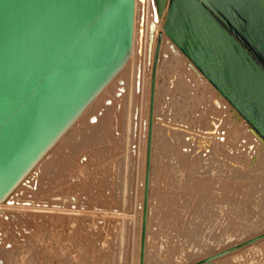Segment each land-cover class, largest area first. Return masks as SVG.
<instances>
[{
    "label": "rangeland",
    "instance_id": "374dc122",
    "mask_svg": "<svg viewBox=\"0 0 264 264\" xmlns=\"http://www.w3.org/2000/svg\"><path fill=\"white\" fill-rule=\"evenodd\" d=\"M160 27L157 24L156 39L152 44L145 47L143 54L137 53L127 67L124 92L113 104L111 112L106 116L107 119L101 121L102 127L107 128L105 133L110 138H104L107 141H102V139L99 140V137L93 136L96 137L93 139L97 141L91 142V145L93 144L91 146L90 141L93 139L89 140V137L87 138L88 131L83 129L82 135L79 133L81 137L76 138L77 141L73 140L81 146V152L76 158L71 157L72 161L69 158L65 168L62 169L64 172L70 170H68L69 174L62 173L63 176L67 174L70 178L65 175L68 180L63 179L65 176L61 178L60 174L54 172H51L50 175L46 173L43 178L39 177L37 185L35 184L29 190V192H33L24 195V198L27 197L25 199L28 200L22 201L24 203L21 204L19 210H10L11 214L7 211V215H5L7 219L2 221L0 227V235L3 240L5 237L8 238L9 249L15 251L16 260L23 257V260L21 259L24 261L23 264H140L148 156L146 145L151 114L149 105L152 88L151 72ZM165 65L166 62L163 61L162 68ZM165 82V77H163L161 79L162 86ZM183 86L185 89L187 85ZM193 86H196L197 98L200 97L199 93L202 91L203 95L208 93L211 97L208 100L205 98L206 101L202 100L195 106V99L189 100L185 96V91L183 95H180L176 90L173 95H176L175 97L178 99L175 105L171 103L173 111L168 114L170 116L168 123L172 126L175 124L183 127L186 131L202 138H208L206 135L210 133L215 137L222 135L225 139V146L229 150L228 152L225 149V154L222 156L226 157L224 158L226 163L223 162L225 166L232 169L238 167L237 169L246 168L245 170H249L255 159L254 151L239 148L240 139L246 127L237 119H234V124L230 122L231 124L226 126L224 122L231 117V113L229 106L224 104L214 109V115L221 117L223 122H218L214 132L207 130L211 127L213 117L211 111L208 110V113L202 111L206 105H212L214 92L207 83L197 77L194 78ZM161 94L159 92V96ZM172 97L170 96L171 100ZM163 110L162 106L161 111L164 117ZM97 111L96 108L95 112ZM99 115L101 116V113ZM197 118L205 121L206 130L200 129L193 123ZM84 133L88 135L85 137ZM82 136L87 139H82ZM200 140L201 138H199ZM85 142L87 144L89 142V147ZM104 142H107V147L109 145L108 151L104 149L106 148ZM83 144H86L84 149L82 148ZM207 145L209 144L207 143ZM185 150L187 151L186 148H184ZM65 151H67L65 152L67 155L71 152L70 148ZM245 151H247L246 155ZM242 152L243 157L241 156ZM204 153V150L197 153L191 158L192 162L187 163L184 167H178V169L176 167L170 170L166 168L152 169L156 176H154L151 192L153 200H151V213H154L151 215L148 231L146 229L148 243L147 249L145 248V262L148 264H193L201 259L211 257L233 242L264 231V223L258 224L255 228H248L247 231H238L226 215L227 205L231 201L252 203L255 198L252 194L256 190L255 186H259L260 182V186L263 185L264 175L257 176L258 173H255L251 178L246 179L225 177L223 172L216 168L218 163L214 161L213 156H205ZM78 161H81L82 165ZM74 164L77 166L75 167ZM68 165L71 167L69 168ZM165 170L171 171V177ZM56 174L60 178H57ZM178 178H190L191 180L180 182ZM48 181L51 184L47 183ZM183 182L188 184L181 188L180 185ZM59 184H62V188H59L61 187ZM47 185L49 192L46 190L44 195L42 191ZM64 187L68 190H65ZM35 199L38 202H36L37 200L32 201ZM213 204L214 212L212 210L209 212L210 206ZM199 207L203 208V217L200 216L197 222L193 210ZM261 210L259 207L255 208L251 214L249 213L252 222H256L258 217L264 214V211ZM62 217L65 219L62 220ZM69 217L70 219L77 218V220L72 219L73 223ZM68 223L70 225L66 226ZM77 223L79 225H76ZM72 225L73 227H71ZM64 227L66 229H63ZM188 235L196 237L194 239ZM229 237L232 238L229 239ZM261 244L262 242L257 244L259 248L256 246L257 250L254 252L251 250L253 248L247 250L244 248L240 252L216 260V264H264V243L262 246ZM199 249L200 251H197Z\"/></svg>",
    "mask_w": 264,
    "mask_h": 264
},
{
    "label": "water",
    "instance_id": "95a60500",
    "mask_svg": "<svg viewBox=\"0 0 264 264\" xmlns=\"http://www.w3.org/2000/svg\"><path fill=\"white\" fill-rule=\"evenodd\" d=\"M155 1L161 15L167 0ZM135 9L136 0H0V203L127 64ZM164 30L264 139V0H170ZM263 238L195 264H212Z\"/></svg>",
    "mask_w": 264,
    "mask_h": 264
},
{
    "label": "bare ground",
    "instance_id": "6f19581e",
    "mask_svg": "<svg viewBox=\"0 0 264 264\" xmlns=\"http://www.w3.org/2000/svg\"><path fill=\"white\" fill-rule=\"evenodd\" d=\"M169 4H170V0H167V4H166V7H165L163 13L161 15H159L158 9H157V4H156L155 0H136L133 50H132L131 57L129 58L127 64L119 72V74L112 80V82L103 90V92L96 98V100L84 111V113L72 125V127L65 133V135L57 142V144H55V146L41 159V161L35 166V168H33V170L24 179V181L21 182V184L9 195V197L6 200H4L3 202L0 203V227L2 225V221L7 219V218H5V215H7V211L9 212L10 210H13V209L19 210L21 208L20 206H22L21 204L24 203V202L22 203V201L28 200V199H25L27 197L24 198V195L25 194L29 195L30 192H33V191L29 192V190L37 183V181L39 180V177L43 178V176L46 173H47V175H48V173L50 175L51 172L60 174L61 178H63L65 175L67 177H69L67 174H65L64 176L62 175V173L64 172L62 169L65 168L66 162L68 161L69 158H71V157L76 158L77 155L81 152L80 151L81 146L78 145V143L76 142L77 141L76 138L81 137V135H82L81 131L83 129L85 131H88L89 136H87V138L89 137V140L93 139V138L96 139V137H99V140L102 139V141L103 140L107 141L104 138H106V139L110 138V136L107 135V133H105V131H107L106 130L107 128L102 127L101 121L103 119L104 120L107 119L106 116L108 115L109 112H111V109L114 106L113 104L118 99V97H120V95H122V93L124 92V89L126 87L125 83H124L126 81L125 73H126L127 67L132 62L134 56L137 53L143 54L145 47H148L156 39V37H155L156 31L155 30L157 28V24H159L161 26L160 27L161 30H160V33L158 34V39L156 42V49H155L154 61H153L154 65L152 68L153 70L151 72V87H152L155 60L157 58L156 71H155L156 80H155V94H154V117H153V121H152V135H151L152 136L151 157H150L151 169H150V178H149L147 231L149 229V222L151 219V215H152V213H154V212L151 213V211H152V209H151V200H152L151 192H152V187H153V183H154V176H156L155 175L156 173L153 172L152 169L158 170V168H160V169L166 168V169L170 170L171 168L174 169V167H176L177 169H178V167L179 168L184 167L187 165V163L192 162L191 158L193 156H195L197 153L204 150L205 156L206 155H209V156L212 155L213 156L214 161L218 163V166H216V168L220 169L223 172V176L225 175V177H228V178L234 177V178H238V179H240V178L246 179V178H251L252 174L255 175V173H258L257 176L264 175V151L261 152V150L264 149V139L253 129V127L246 121V119L243 118L239 114V112L231 105V103L219 92V90L215 86H213L211 84V82L206 78V76L195 66V64L183 53V51L175 44V42L166 34V32L164 30V24H165L167 14H168ZM163 61L166 62V65L164 68H162V66H161V63ZM163 77H165L166 82L162 86L161 79ZM195 77H197V78L201 79L203 82L207 83L214 92L212 95V105H206V107L202 111L203 113H208V110L211 111V116L213 117V120L211 121V127L209 129L206 128L207 124L205 123V121L203 119L197 118L196 120L193 121V123L196 126H199L200 129H202V130L207 129V130H211L214 132L218 122H221V121L223 122V119H221V117H216L214 115V109H216L220 105H224V104H226V106H229L231 117H229L228 120H226L224 123H226V126L228 127L231 124L230 122H232L233 124L235 123L234 119L239 120L241 122V124L244 127H246V128H244L243 135L240 139L239 148L241 147L240 148L241 150H247V151H251V152L254 151L255 159H254L249 170L248 169L245 170L246 168L245 169H243V168L237 169L238 167L236 169H232V168H227L225 166V164L223 162H225L224 158H226V157L223 158L222 156L225 154L224 150L225 149L228 150V147L225 146L226 145L225 139L222 135H221L222 137L221 136L215 137L214 134L210 133L209 135H206L208 138H202L199 135H196L194 133H190V132L186 131L183 127L181 128L175 124L172 126V124L168 123V121H170L169 120L170 116L168 114H169V112L173 111L171 108V106H172L171 103H173L175 105L176 100L178 99L175 97L176 95H173V93L176 90H177V92L180 93V95H183V93L185 91L186 92L185 96H187V98L189 100L195 99L194 100L195 106L197 105V103L199 104L200 101L205 100V98L208 100L211 97L210 94H208V93H205L203 95V91L201 93H199L200 94L199 98L196 97V93H195L196 86H193ZM183 85H187L185 89L183 88V87H185ZM159 92L162 93L161 96H159ZM151 94H152V88L150 91V101H149L150 107H151ZM170 96H173L172 100L170 99ZM207 96H208V98H207ZM159 104H160V107L158 108ZM162 106L164 107V110H163L164 117L162 116V111H161ZM96 108L98 110L97 112H95ZM100 113H101V116L99 115ZM155 113H156V117H155ZM177 123H178V121H177ZM230 127H232V126H230ZM239 131H241V129ZM149 132H150V127L148 129V140H149ZM83 135H85V133ZM86 135H88V134H86ZM86 135H85V137H86ZM93 136H96V137H93ZM82 137H83L82 139H87V138H84V136H82ZM199 138H201L200 141H199ZM196 139H198V140L196 141ZM73 140H76V141L73 142ZM148 140H147V145H146V151H148ZM78 141H80V140H78ZM93 141L96 142L97 140L93 139L92 141H90V145H91V142H93ZM98 143H100V141ZM104 143H105L104 145L106 147L104 149L107 150L109 145L107 144L108 145V147H107L106 146L107 142H104ZM207 143L209 145H207ZM259 143H261V144L259 145ZM79 144H80V142H79ZM88 144H89V142H88ZM85 145L82 147L83 149L85 148ZM94 145H95V143H94ZM97 145H99V144H97ZM91 146H93V144ZM257 146L259 148H256ZM88 147H89V145H88ZM67 148H70V150H71V152L69 151L70 154H68V155L65 153V152H67V151H65ZM184 148H186L187 151L186 150L184 151ZM83 149H81V150H83ZM255 149H256V151H255ZM106 150H104V151H106ZM241 150H240V152H241ZM247 151H245V155H246ZM228 152H229V150H228ZM243 152H242V154H243ZM230 154H231V152H230ZM82 155H83V151H82ZM241 156L243 157L244 154ZM80 157L83 159V157L81 155H80ZM88 158H87V160H88ZM84 159H86V158H84ZM196 159H197V156H196ZM244 160H245V157H244ZM71 161H72V158H71ZM248 161H247V164H248ZM75 162L77 164V161H75ZM80 162H79V164L82 165ZM69 164H72V163H69ZM245 164H246V162H245ZM62 166H64V167H62ZM74 166H75V164H74ZM70 167L71 166H69V168ZM78 167H79V165H78ZM243 167H244V164H243ZM65 170H67V169H65ZM68 170L65 171L64 173L67 172L69 174ZM165 171H167L168 175H170V177H171V175H172L171 171H168V170H165ZM57 176H56L57 178H60L59 175H57ZM66 176L63 179H67ZM49 178H51V177L49 176ZM57 178L54 177V179H57ZM165 178H166V176H165ZM256 178H255V180H256ZM52 179H50V180L53 181ZM44 180H46V179H44ZM47 180H49V179H47ZM155 180H157V179L155 178ZM178 180H180V182L182 180H185L187 182L191 179L190 178H186V179L178 178ZM42 181H41V183H43ZM49 182L50 181H48L47 183H49ZM58 182H60V181H58ZM166 182H164V183H166ZM186 182H183L180 185V187L182 188L183 186H186L188 184V183L186 184ZM244 183H246V182H244ZM260 183H259V186L258 185L255 186L256 190H255V192L252 193L255 197V198H253L252 203L241 202V201H239V202L231 201L227 205L228 208L226 211V215L228 216V218H230V220L234 224V226L237 227L238 231H247L248 228H252V227L255 228L256 226H258V224L264 223V214H261L258 217V220L256 222H252V220L250 219V214L254 211L255 208L261 207V209H262L261 211H264V183L261 186H260ZM49 184H51V182ZM56 184H54V185H56ZM67 184L70 185V183H67ZM59 185L61 186L62 184H59ZM69 185H67V186L69 187ZM42 186L44 187L45 184ZM47 187H48V185L46 186V188H43L42 194L44 193V195H45L46 192H49V190H47L48 189ZM37 188H38V186H37ZM37 188H36V191H37ZM55 188H56V186H55ZM59 188H62V186ZM25 190H27L28 192H26ZM65 190H68V188L67 189L65 188ZM105 190H111V189H105ZM38 191H40V190H38ZM40 193H39V195H40ZM55 193H57V192H55ZM35 194H37V193H35ZM108 194H109V192H108ZM112 194H110V196H112ZM39 195H38V197H39ZM30 196H32V195H30ZM38 197H36V198H38ZM240 197H242V196L240 195ZM30 199H32V198H30ZM36 200L37 199L32 200V201H36ZM32 201H30V202L33 203ZM36 202H38V200ZM227 202H229V201H227ZM34 204H36V203H34ZM214 207H215L214 204L212 206H210L209 212H211V210L214 212ZM217 208H219V207H217ZM64 209H65V207H64ZM68 212H66V213L69 214ZM72 212H74V211H72ZM193 212L196 215L197 222H198V220H199L198 218H200V216H202L203 208L200 209V207H199L198 209H194ZM74 213H72V214L74 215ZM60 214H62V213H60ZM69 215L72 216L71 214H69ZM75 217H77V216H75ZM67 218H68V216H67ZM64 219L65 218H63L62 220H64ZM72 219H70V217H69L70 221ZM69 220H67V221H69ZM73 220H77V218L76 219L74 218ZM73 220H72V222H73ZM55 222H56V220H55ZM69 223H71V222H69ZM69 223L66 226H69L70 225ZM65 224H66V221H65ZM76 225H79V224L77 223ZM76 225H75V227H76ZM196 226H197V224H196ZM71 227H73V225ZM63 229H66V227H64ZM72 229L74 230V228H72ZM77 230H75V231H77ZM263 234H264V231H262L261 233L255 234L253 236H250L248 238H245L243 240H240L238 242H233L228 247L220 250L217 253H214L211 256H214L218 253H221L223 251L231 249V248H233L237 245H240L242 243H245L249 240L255 239V238H257ZM188 236L191 238H194V239L196 237L195 235H188ZM231 238L232 237H229V239H231ZM260 242H262V244H263L264 238L261 240H258L256 242H253V243H251V244H249V245H247L241 249L233 251L227 255H224L220 258L230 256L231 254L233 255L236 252H240V250H243L244 248L246 250L248 248H253L251 250L254 252L255 250H257L256 246H258L260 244ZM8 243H9L8 238L5 237V239L3 240V237H1V235H0V264H13V263L14 264H23V262H24V261H22L23 257L21 258L22 260L21 259L16 260L17 258L15 259V253H14L15 251L13 252L9 249ZM147 243H148V241L146 240V244H145L146 249H147ZM262 244H261V246H262ZM258 248H259V246H258ZM200 249L197 251H200ZM220 258H218L216 260H219ZM205 259H207V258L201 259L200 261L205 260ZM216 260H213L212 264H216V262H217ZM182 261H184L183 258H182ZM200 261H198V262H200ZM195 263H197V262H194L193 264H195ZM145 264H148V262H145Z\"/></svg>",
    "mask_w": 264,
    "mask_h": 264
}]
</instances>
